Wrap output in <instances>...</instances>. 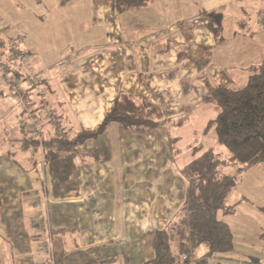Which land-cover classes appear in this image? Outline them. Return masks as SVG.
<instances>
[{"label":"crops","instance_id":"crops-1","mask_svg":"<svg viewBox=\"0 0 264 264\" xmlns=\"http://www.w3.org/2000/svg\"><path fill=\"white\" fill-rule=\"evenodd\" d=\"M84 1L66 4L88 9L104 33L91 36L94 38L90 42L80 40L77 51L53 64L59 69L53 71L54 79L60 77L58 91L52 88V69L48 68L43 80L47 106L53 108L60 127L69 136L97 128L121 92L147 102L155 113L152 103L159 93L167 94L171 89L182 95L188 93L194 72V77L200 72H190L187 67L182 74V54L174 52L170 63L164 52L167 38L174 32L182 34L179 27L184 20H189V32L183 33L187 41L194 40L196 26L207 32L212 45L227 44L224 30L217 37L209 26L210 13L223 14V8L203 0H149L143 7L122 12L117 0ZM189 2L186 8H178ZM140 13L145 23L137 20L142 27L138 30L137 21L131 19ZM85 33L97 35L92 30ZM258 34L264 41V29L258 27ZM198 41L202 44L199 38ZM16 43L20 52L35 55L31 44L24 48L23 40ZM197 49L203 51L201 45ZM10 52L8 49L3 55L9 58ZM222 55L217 59L215 53L212 62H218L216 66H223L232 78L249 77L251 68L259 66L251 64L245 69L229 64L225 61L228 55ZM263 61L264 52L259 63ZM61 62L65 63L63 67H59ZM37 67L38 71L45 70ZM54 94L56 101L52 99ZM21 113L16 98L1 90L0 264H49L40 221H45L51 233L54 253L61 264H144L151 260L156 231L178 217L185 201L187 185L180 170L193 159L194 147L204 146L182 145L179 137L172 136L166 128L170 123H186L189 114L177 121L159 119L165 123L143 134L112 123L105 133L79 146L74 173L61 181L47 163L45 151L29 142L30 136L21 125ZM45 130L46 138L53 134L51 128ZM184 151L190 160L179 162Z\"/></svg>","mask_w":264,"mask_h":264},{"label":"rangeland","instance_id":"rangeland-1","mask_svg":"<svg viewBox=\"0 0 264 264\" xmlns=\"http://www.w3.org/2000/svg\"><path fill=\"white\" fill-rule=\"evenodd\" d=\"M203 2L223 8V35L227 39V44L215 42L217 44L215 48L216 44L212 45L213 42L207 39V32L196 28V26L194 40L187 41L183 33L188 34L189 32L187 25L189 20L181 22L182 25L179 29L182 34L174 32L167 38L169 42L164 51L167 54L166 58L172 63L170 58H173V53L178 50V55L181 53L183 57L179 64L180 72L184 74V71H187V67H189L190 72L197 70L200 74L194 77L196 74L194 72V78L192 77L190 81L191 88L187 94L182 95L171 89L167 94L159 93L157 100L152 104L156 108L157 119L177 121L187 113L189 114L190 117L186 123L180 125L170 123L166 126L172 136L179 137L180 144L201 143L207 147H214L222 158L227 159V150L217 143L215 128L206 130L210 120L217 115L216 106L208 102L206 97L220 84L232 89L238 88L246 82L248 75L239 76V79L232 78L225 73L223 66L220 69L219 66H216L220 65L218 62L215 64L212 62V56L216 53L217 59H220L222 54H227L226 62L245 69L251 64L260 65L259 57L264 52V41L263 35L258 34V27L264 29V0H203ZM189 4L190 2L180 4L178 8L179 6L186 8ZM177 14L180 15V9ZM169 17L174 18L173 15H169ZM131 20L145 23L142 13L133 16ZM150 20H153V17ZM0 29L3 34V40L0 41V92L1 90L9 92L10 90L3 85V66L14 79L22 80L20 71L16 69L17 63L10 64V61L16 57L14 47L20 48L16 43L18 40H23V47L29 48L31 44L34 48H30V50L35 55L28 54L29 63L34 73L46 77L49 72L48 68L52 69L49 73L53 79L52 88L55 87L58 91L61 88L60 77L54 79L53 71L59 69L54 68L53 64L59 59L71 56L75 50L77 51V44L80 40L90 42L89 40L94 38L91 36H102L104 33V29L94 23V18L88 9L76 7L74 4L62 5L60 0H0ZM137 29H142L141 26H138V21ZM87 30L95 31L97 35L85 33ZM198 38L202 44L199 43ZM163 41L159 44H162ZM200 45L203 47V51L197 49ZM8 49L11 50L8 54L11 57L10 61H8L10 57L3 55V52ZM23 51L25 50L23 49ZM100 52L104 51L100 50ZM33 57L35 63L32 62ZM18 66L21 69L20 61ZM34 66L36 68L43 66L42 68L45 70L38 71ZM170 86L172 88V85ZM24 87L26 90L24 99L28 108L25 109L17 98L16 103L21 108V115L24 117L21 118V125L30 136L29 142L36 140L38 147L44 150L45 128H51L54 136L60 132L59 137H68L66 130L61 131L62 126L60 127L59 121L57 122V115L51 110L49 111L46 100L41 95L47 93L46 86L42 83L41 86L33 89L34 86H31L30 83H25ZM126 88L134 90L133 86L127 85ZM52 99L56 101L55 94ZM137 101L141 102L138 99ZM187 110L189 111L187 112ZM29 114H40L42 128L40 126L39 134H35L31 129ZM0 133V137H3L2 125H0ZM47 137L49 138V136ZM179 158V162L190 160L185 151L180 153ZM240 200L242 202L239 203ZM263 206L264 173L260 167L256 166L238 177L237 185L227 199L226 208L218 213L219 219L228 223L233 232V249L228 253L211 257L209 264H217V262L223 264H264ZM206 251L207 247L201 246L197 251V257L203 256Z\"/></svg>","mask_w":264,"mask_h":264},{"label":"trees","instance_id":"trees-1","mask_svg":"<svg viewBox=\"0 0 264 264\" xmlns=\"http://www.w3.org/2000/svg\"><path fill=\"white\" fill-rule=\"evenodd\" d=\"M70 1L61 0V3ZM148 2L117 0V8L122 12L143 7ZM222 19L221 13H210L209 26L217 37L222 33ZM208 101L218 112L206 130L215 128L217 143L227 150L228 158H222L214 147H194L193 159L180 170L187 185L184 204L176 219L156 231L154 256L144 264H209L211 257L230 252L233 232L228 223L219 219L218 213L226 208L227 199L241 174L256 166L264 171V61L251 68L243 86L233 90L219 86ZM114 122L140 134L165 123L157 119L150 104L139 103L121 92L97 128L80 130L74 136L52 135L44 139L46 161L59 180L66 181L74 173L79 146L105 133ZM30 143L38 146L36 140ZM203 245L207 251L197 257Z\"/></svg>","mask_w":264,"mask_h":264},{"label":"built area","instance_id":"built-area-1","mask_svg":"<svg viewBox=\"0 0 264 264\" xmlns=\"http://www.w3.org/2000/svg\"><path fill=\"white\" fill-rule=\"evenodd\" d=\"M16 50V57L14 58V61L17 63V67L16 69L20 71V75H21V79L22 80H16L12 77V75H10L11 73L8 72V70H6L3 66V85L5 87H8L9 93L14 96L15 98L19 99L20 104L27 109L28 106L25 102V94H26V90L24 87L25 83H30L31 86H34L33 89H35V87H39L42 85V83L44 84V76L41 74H37L34 73L31 65L29 63V58H28V54L27 53H22L18 50V47H14ZM20 61V65H21V69L18 66V62ZM65 65V63L61 62L59 64V67H63ZM40 81H43L42 83ZM3 86V87H4ZM45 97V93L41 94ZM47 108H49V111L51 110L52 112L55 113V111L53 110L52 107L47 106ZM29 113V110L27 111ZM57 120V119H56ZM29 121L31 124V129L35 134H39L40 132V126L42 128V121H41V116L40 114H33L30 115L29 114ZM58 122V120H57ZM61 131L64 132L65 129L60 128ZM57 136H60V132H57ZM40 227L41 230L44 234V242H43V250L44 252L47 253V255L49 256V264H61V261L59 260V258L56 257L55 253H54V248H53V241H52V236L50 231L48 230V227L45 223V221H40Z\"/></svg>","mask_w":264,"mask_h":264}]
</instances>
